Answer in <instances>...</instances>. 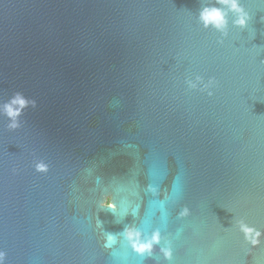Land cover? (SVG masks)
Listing matches in <instances>:
<instances>
[{"label":"water","instance_id":"95a60500","mask_svg":"<svg viewBox=\"0 0 264 264\" xmlns=\"http://www.w3.org/2000/svg\"><path fill=\"white\" fill-rule=\"evenodd\" d=\"M239 3L218 31L217 0H0L3 264H264V0Z\"/></svg>","mask_w":264,"mask_h":264},{"label":"clouds","instance_id":"9594fccd","mask_svg":"<svg viewBox=\"0 0 264 264\" xmlns=\"http://www.w3.org/2000/svg\"><path fill=\"white\" fill-rule=\"evenodd\" d=\"M217 3L223 5L224 7H204L199 12V19L205 27H208L211 24L218 31H222L226 24V12L231 11L235 13V18L233 23L241 27L245 26L247 22V14L244 12L241 7L239 0H217ZM187 86L190 89H199L200 91H206L209 96L213 94L212 88L215 85V80L212 77H209L207 81L200 75H196L194 79L186 80ZM26 101L21 96L17 95L15 98L11 99L9 103H5L4 112L10 118L11 123L10 127H17L16 118L20 115L21 110L25 107ZM40 170L44 169L43 165H38ZM104 206L113 207L110 198H106L103 202ZM181 215H187L188 209H183L180 213ZM240 231L243 232L246 240H249L253 245L257 244L259 241L257 237L261 233L249 226L243 221H239ZM126 236L130 241L133 249L138 253L151 252L153 245L160 243V232L159 230H154L150 236L141 238L139 231L134 229H126ZM160 252L163 254L165 259H171L172 249L168 246L161 247ZM4 253L0 252V264H3Z\"/></svg>","mask_w":264,"mask_h":264}]
</instances>
